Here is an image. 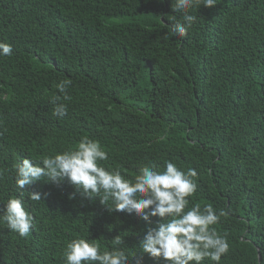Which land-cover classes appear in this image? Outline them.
Listing matches in <instances>:
<instances>
[{"label":"trees","instance_id":"1","mask_svg":"<svg viewBox=\"0 0 264 264\" xmlns=\"http://www.w3.org/2000/svg\"><path fill=\"white\" fill-rule=\"evenodd\" d=\"M171 3L0 0V42L13 48L0 57V209L20 195V158L75 149L87 136L108 152L102 163L128 177L165 160L194 168L189 206L226 213L212 226L229 242L220 264H264V0L200 6L184 37L169 34L172 15L180 18ZM64 79L72 83L60 118L51 98L63 95L56 86ZM20 191L49 195L24 198L35 225L28 237L0 223V264H66L76 237L102 251L117 234L138 245L135 214L69 200L67 183ZM144 264L163 262L145 255Z\"/></svg>","mask_w":264,"mask_h":264},{"label":"clouds","instance_id":"2","mask_svg":"<svg viewBox=\"0 0 264 264\" xmlns=\"http://www.w3.org/2000/svg\"><path fill=\"white\" fill-rule=\"evenodd\" d=\"M216 0H172L171 11L174 21L170 36L184 37L197 17L192 11L200 6L211 8ZM12 45L0 42V57L11 56ZM70 79L61 80L54 95L53 115L63 118L67 114V89ZM166 139V137H161ZM109 154L103 150L99 140L82 137L75 149L54 154L41 155L35 159L20 158L14 165V181L20 195L12 196L0 209V223L20 237L26 238L34 229V217L26 209L24 198L42 201L48 193L20 191L38 182L57 187L64 183L74 191L69 200L81 198L98 201L108 213H127L143 222L138 234L137 247L125 246L121 235H115L109 242V250L102 251L90 239L76 237L67 242L64 249L66 264H144L145 255L163 264H203L205 260L220 264L222 256L229 251L227 237L218 233L213 225L225 216L211 204L202 208L189 206L197 189L194 179L198 173L194 168L182 171L171 160H165L162 167L148 163L140 166L132 177L119 168L105 166ZM26 194V195H25ZM155 218V219H153ZM258 250V249H257Z\"/></svg>","mask_w":264,"mask_h":264},{"label":"water","instance_id":"3","mask_svg":"<svg viewBox=\"0 0 264 264\" xmlns=\"http://www.w3.org/2000/svg\"><path fill=\"white\" fill-rule=\"evenodd\" d=\"M258 258H259V259H258V262H259V261H260V256H259V253H258Z\"/></svg>","mask_w":264,"mask_h":264}]
</instances>
